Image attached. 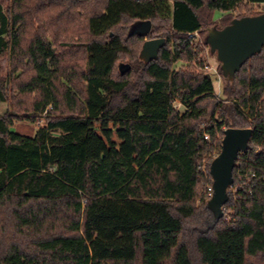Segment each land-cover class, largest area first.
<instances>
[{
	"label": "trees",
	"instance_id": "trees-1",
	"mask_svg": "<svg viewBox=\"0 0 264 264\" xmlns=\"http://www.w3.org/2000/svg\"><path fill=\"white\" fill-rule=\"evenodd\" d=\"M263 3L0 0V264H264V48L224 101L195 67L197 35L212 54L206 28ZM228 127L254 132L217 218L210 165Z\"/></svg>",
	"mask_w": 264,
	"mask_h": 264
},
{
	"label": "water",
	"instance_id": "water-1",
	"mask_svg": "<svg viewBox=\"0 0 264 264\" xmlns=\"http://www.w3.org/2000/svg\"><path fill=\"white\" fill-rule=\"evenodd\" d=\"M151 25V21H144L136 24L134 29L147 35ZM206 42L219 59L223 76L233 80L244 63L264 48V12L233 18L222 28H210ZM165 43V37L146 39L140 52L141 59L146 62L156 59ZM253 132L251 127L225 129L221 151L211 162L214 191L208 206L217 218L224 215L229 188L234 183L236 161L248 149Z\"/></svg>",
	"mask_w": 264,
	"mask_h": 264
},
{
	"label": "rangeland",
	"instance_id": "rangeland-1",
	"mask_svg": "<svg viewBox=\"0 0 264 264\" xmlns=\"http://www.w3.org/2000/svg\"><path fill=\"white\" fill-rule=\"evenodd\" d=\"M1 1L4 5H7L9 0H1ZM253 8L257 12L258 11L264 12V3L260 4V5H254ZM220 16H222V15H220V13L216 14V17L220 18V20H218L219 23L223 24V18H221ZM214 27H216V26L207 27L205 36L208 34V30L210 28H214ZM196 41L201 42V44H202V47L204 49L203 56L206 58V63L203 65L197 64L195 67L199 71L207 72L213 76L216 96L221 101H224L226 99V97L222 94V89H223L224 83H226V78L223 77V75L220 73L219 68H221V63H220L219 59L217 58L216 54H214V53L211 54L209 51V48H207L205 46V44H203V42H202L203 37L201 35L196 36ZM1 64L6 71L7 67H8L7 58H3L1 61ZM186 65H188V64L184 60H177L174 63V68L175 69H181V68H184ZM175 105L178 109L181 108V104L179 101H176ZM7 111H9V112L12 111V107H11L10 102H5V103L1 104V106H0V115H3ZM45 122H46V119L44 117L43 119H41V123H45ZM14 128L16 130H18L19 132L33 135L37 129V125L35 123L30 122V121L18 119V120H15V122H14ZM228 219L231 220L229 215H228Z\"/></svg>",
	"mask_w": 264,
	"mask_h": 264
},
{
	"label": "built area",
	"instance_id": "built-area-1",
	"mask_svg": "<svg viewBox=\"0 0 264 264\" xmlns=\"http://www.w3.org/2000/svg\"><path fill=\"white\" fill-rule=\"evenodd\" d=\"M192 35H197V33H193V34H191V36H192ZM206 138H208V136H206ZM213 191H214V190H213V186H212V187L209 188V195H211V197H212V195H213Z\"/></svg>",
	"mask_w": 264,
	"mask_h": 264
}]
</instances>
